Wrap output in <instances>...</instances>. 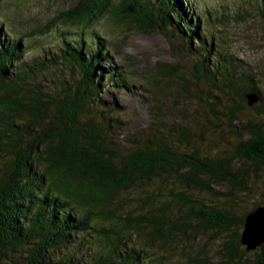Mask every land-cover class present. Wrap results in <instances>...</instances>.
<instances>
[{
    "label": "trees",
    "instance_id": "16d2710c",
    "mask_svg": "<svg viewBox=\"0 0 264 264\" xmlns=\"http://www.w3.org/2000/svg\"><path fill=\"white\" fill-rule=\"evenodd\" d=\"M240 7L230 14L202 0H122L112 10L111 0H78L52 21L65 30L39 48L0 25V264H211L204 246L181 258L174 246L206 235L218 243L216 264H264V244H241L246 215L264 207V78L227 54L218 35L230 24L264 23V0ZM114 12L125 26L177 42L191 68L185 93L206 97L219 121L213 134L225 125L236 153L221 144L204 150L187 127L162 122L151 108L156 89L132 85L135 75L94 31ZM140 92L155 124L122 145V100ZM257 184L260 204L237 215V200Z\"/></svg>",
    "mask_w": 264,
    "mask_h": 264
},
{
    "label": "rangeland",
    "instance_id": "374dc122",
    "mask_svg": "<svg viewBox=\"0 0 264 264\" xmlns=\"http://www.w3.org/2000/svg\"><path fill=\"white\" fill-rule=\"evenodd\" d=\"M78 0H0V25L2 28H12L17 35L24 36L23 46L40 47L46 46L57 39L58 31L63 32V26H51L52 21L61 13L68 11ZM122 0H111L112 10H116ZM242 0H202L204 6L212 7L214 10L226 8L230 14L239 12ZM222 7V8H221ZM125 17H122L124 19ZM57 24L63 25L58 22ZM46 27L51 29L50 33L42 36L41 30ZM70 34L76 31L69 29ZM94 31L109 44L108 51L114 60H117L127 71L135 75L133 78L129 74L132 85L150 86L156 89L159 99L153 100L152 107H156L162 122L170 125L173 130L176 127H187L194 136H200V144H204L203 149L211 148L215 150L216 144H221L222 149L228 154L229 151L236 153V140L226 135L227 127L220 125L219 131L222 133L213 134L215 129L212 125L219 124V121L211 119V114L206 106V97L199 96L191 87L190 93L184 91L185 81L183 78L191 79L189 61L183 57V53L177 50V42L160 33L144 34L132 26H125L122 20L114 17H106L94 26ZM217 30L213 34L217 35ZM219 36H226L227 40L222 41L225 52L235 57V59L259 68L264 75V23L251 21L243 26L230 24L228 32H221ZM214 36V35H213ZM40 37V38H39ZM182 53V54H181ZM30 53L24 55L29 56ZM117 58V59H116ZM177 66L178 68H173ZM160 68L176 70V77L167 78ZM261 75L262 78L264 76ZM149 87V88H150ZM206 94V93H205ZM145 96L140 92V98L126 97L122 100L125 103V120L129 123L124 132L117 140L126 145L129 139L136 137L141 132H146L155 124L148 117L154 115L152 111L148 113L145 106L139 104L138 99ZM105 95V99H107ZM158 101V102H157ZM145 102V97L143 101ZM150 109V107H149ZM218 131V132H219ZM182 137L178 134L177 139ZM224 142H221V140ZM258 186V184H257ZM250 186L251 192L248 196L239 197V209L236 214L252 208L253 204H260L262 197L259 186ZM262 189V188H261ZM223 191V189L218 188ZM123 197H130L129 193H121ZM210 236H203L195 243L181 241L175 238V251L177 258L182 253L185 257L196 256L205 247V255L211 264H216L213 259L219 250L218 243H214ZM208 242V246L205 245ZM192 244V245H191ZM190 251V252H189ZM249 253V252H248ZM183 256V257H184Z\"/></svg>",
    "mask_w": 264,
    "mask_h": 264
},
{
    "label": "water",
    "instance_id": "95a60500",
    "mask_svg": "<svg viewBox=\"0 0 264 264\" xmlns=\"http://www.w3.org/2000/svg\"><path fill=\"white\" fill-rule=\"evenodd\" d=\"M152 33L155 32H151L147 34H152ZM160 34L163 35L162 33ZM173 68H178V67L175 66ZM248 100H249V104H252L256 101L253 96H249ZM241 244L246 247L247 251L254 250L260 245L264 244V207L263 206L257 208L253 212H250L248 215H246L244 229L241 234Z\"/></svg>",
    "mask_w": 264,
    "mask_h": 264
}]
</instances>
